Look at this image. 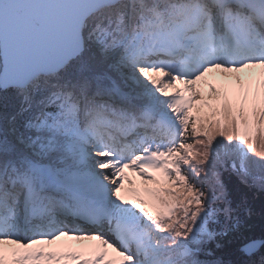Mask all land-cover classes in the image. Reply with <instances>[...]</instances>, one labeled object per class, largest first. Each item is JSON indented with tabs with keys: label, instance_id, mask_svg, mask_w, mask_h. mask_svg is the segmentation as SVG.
<instances>
[{
	"label": "snow or ice",
	"instance_id": "obj_1",
	"mask_svg": "<svg viewBox=\"0 0 264 264\" xmlns=\"http://www.w3.org/2000/svg\"><path fill=\"white\" fill-rule=\"evenodd\" d=\"M0 105V264H208L223 157L264 190V0H0Z\"/></svg>",
	"mask_w": 264,
	"mask_h": 264
},
{
	"label": "trees",
	"instance_id": "obj_2",
	"mask_svg": "<svg viewBox=\"0 0 264 264\" xmlns=\"http://www.w3.org/2000/svg\"><path fill=\"white\" fill-rule=\"evenodd\" d=\"M0 113L5 114L2 105ZM220 176L231 201L232 217L228 221L220 217L214 230L223 234L206 243L198 259L208 264H235L241 258L237 252L240 241L264 237V190L242 184L231 169H223ZM260 251L264 253V249Z\"/></svg>",
	"mask_w": 264,
	"mask_h": 264
},
{
	"label": "rangeland",
	"instance_id": "obj_3",
	"mask_svg": "<svg viewBox=\"0 0 264 264\" xmlns=\"http://www.w3.org/2000/svg\"><path fill=\"white\" fill-rule=\"evenodd\" d=\"M3 115L4 114L0 113V118H2ZM218 151L221 154H223V149H218ZM232 159L233 158H230V157H223V163L217 165L216 171H218L220 173L223 169H231ZM237 163H238V161H237ZM220 179H221V176H220ZM255 188L262 190L259 187H255Z\"/></svg>",
	"mask_w": 264,
	"mask_h": 264
}]
</instances>
